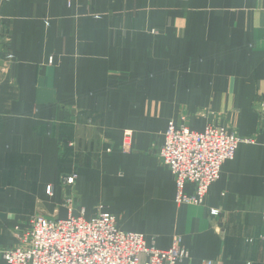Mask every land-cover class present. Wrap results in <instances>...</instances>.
<instances>
[{"label": "crops", "instance_id": "crops-1", "mask_svg": "<svg viewBox=\"0 0 264 264\" xmlns=\"http://www.w3.org/2000/svg\"><path fill=\"white\" fill-rule=\"evenodd\" d=\"M182 118L251 139L202 205L157 154ZM70 207L182 237L183 264H264V0H0V264Z\"/></svg>", "mask_w": 264, "mask_h": 264}, {"label": "built area", "instance_id": "built-area-1", "mask_svg": "<svg viewBox=\"0 0 264 264\" xmlns=\"http://www.w3.org/2000/svg\"><path fill=\"white\" fill-rule=\"evenodd\" d=\"M127 137L125 146H130V135ZM245 142L251 140L224 126L210 125L199 133L189 129L185 118L179 123L170 121L157 154L174 177L176 205H202L225 163L234 159ZM76 179L73 174L65 182L72 186ZM189 184L194 187L191 195L186 192ZM48 192L52 193L51 187ZM69 209L65 219L34 218L31 227L18 236V246L3 253L7 264H183L190 258L182 237H174L172 245L162 250L154 239L149 242L144 234L121 229L108 212L88 220L83 212L76 216Z\"/></svg>", "mask_w": 264, "mask_h": 264}, {"label": "rangeland", "instance_id": "rangeland-1", "mask_svg": "<svg viewBox=\"0 0 264 264\" xmlns=\"http://www.w3.org/2000/svg\"><path fill=\"white\" fill-rule=\"evenodd\" d=\"M251 140V139H250ZM169 170V169H168ZM172 174V173H171ZM65 182V181H64ZM65 184H66V182H65ZM75 185V184H74ZM73 186V185H72ZM52 189V188H51ZM49 193V192H48ZM52 194V193H51ZM109 213V212H108ZM113 215V214H112ZM97 217V216H96ZM125 231V230H124Z\"/></svg>", "mask_w": 264, "mask_h": 264}]
</instances>
